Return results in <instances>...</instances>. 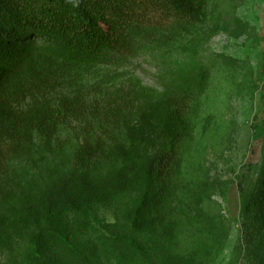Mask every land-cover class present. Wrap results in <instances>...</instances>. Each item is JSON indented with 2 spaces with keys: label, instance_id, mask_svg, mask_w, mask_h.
<instances>
[{
  "label": "trees",
  "instance_id": "obj_1",
  "mask_svg": "<svg viewBox=\"0 0 264 264\" xmlns=\"http://www.w3.org/2000/svg\"><path fill=\"white\" fill-rule=\"evenodd\" d=\"M145 5L164 6L189 23L202 9L199 0H0V141L18 150L33 134L48 140L64 118L80 113L75 99L53 107L49 94L83 69L126 58L145 30ZM196 96L186 87L144 107L135 123H122L117 142L86 137L71 174L45 180L10 215L0 208V244L23 243L8 264H172L167 246L179 240L185 217L169 199ZM28 98L32 105L21 110ZM96 163L109 164L98 178L91 170ZM187 200L199 206L207 199L192 193ZM251 200L241 212L246 232L257 230L264 216V195ZM106 206L115 209L111 219L101 215ZM213 218L219 234L222 218Z\"/></svg>",
  "mask_w": 264,
  "mask_h": 264
},
{
  "label": "rangeland",
  "instance_id": "obj_2",
  "mask_svg": "<svg viewBox=\"0 0 264 264\" xmlns=\"http://www.w3.org/2000/svg\"><path fill=\"white\" fill-rule=\"evenodd\" d=\"M199 1V20L191 23L164 6L145 5L140 13L145 30L126 58L83 69L49 94L53 107L75 99L80 113L64 118L48 140L33 134L18 150L0 141L5 214L45 180L71 174L83 139L122 140V123H135L144 107L189 87L197 94L186 117L190 136L179 147V175L169 199L185 217L176 231L179 240L167 246L172 264H186L194 255L193 264H264V216L253 232H246L241 216L246 201L264 195V0ZM31 105L28 98L20 109ZM108 168L96 163L92 176ZM192 193L207 200L192 206L187 200ZM114 212L106 206L101 215L111 219ZM213 217L222 218L219 234L213 233ZM22 245L0 244V264H8Z\"/></svg>",
  "mask_w": 264,
  "mask_h": 264
}]
</instances>
